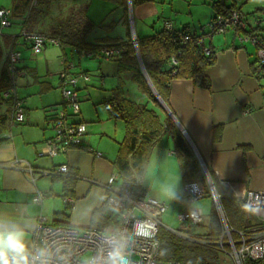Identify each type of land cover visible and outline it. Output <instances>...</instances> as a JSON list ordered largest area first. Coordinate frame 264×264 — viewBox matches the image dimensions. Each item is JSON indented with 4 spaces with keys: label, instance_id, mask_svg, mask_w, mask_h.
Segmentation results:
<instances>
[{
    "label": "crops",
    "instance_id": "crops-1",
    "mask_svg": "<svg viewBox=\"0 0 264 264\" xmlns=\"http://www.w3.org/2000/svg\"><path fill=\"white\" fill-rule=\"evenodd\" d=\"M72 1V4L65 6L66 14L75 11L80 5H86V15L95 24L86 38L89 43L98 44L101 39H105L110 44L143 38L164 29L165 22H170L171 28L175 30L200 35L202 46L212 51L215 57L214 63L204 71L209 86H198L188 78H173L168 86L166 103L163 101L164 107L159 101V105L153 104L132 79L131 73L118 69L115 58L88 57L98 62L97 68L90 74L81 68L69 71L70 74L87 72L89 75L87 82L78 78L76 86L77 94L83 95L79 101L80 113L73 119L88 122V131L82 139L81 147L70 148L52 157L38 156L37 151L43 141L52 135L51 122L57 109L62 106L60 80L58 78L54 82L46 76L47 73L39 76L37 61L26 59L20 51L23 48L29 49L28 44L19 37L27 13L14 15V1L5 0L0 7L11 9L13 22L0 36L2 60L11 49L19 51L20 60L17 65L26 68L29 73L17 79V95L22 100L24 119L11 127V138L0 141V221L23 228L29 249L39 213H43L54 224L64 221L78 227L97 226L105 230L115 228L117 214L109 207L104 209V190L98 183L105 182L112 173H117L114 160L125 133V124L120 119L109 118L105 102L118 87L123 89L125 97L137 103H147L162 120L168 119L175 124L205 172L206 182L210 181L220 196L234 198L232 191L240 190L238 199L242 200L248 191H264V73L254 70L257 47L249 41H243L240 38L242 32L233 27L210 32L208 25L215 16L212 3L216 0H200L198 3L187 0V3H183L187 9L186 14L191 16L197 13L202 17L198 20L192 17L190 21L182 22L174 17L176 12L179 13V4H175V0H158L161 8L157 12L154 9L149 18L147 12L152 9L150 2L154 0H137L135 4L125 0L121 5L114 0ZM95 1L103 5L101 15L104 17L99 22L88 15ZM224 2L228 5L231 0ZM251 3L252 0L242 3L240 12L247 22V28H257L256 33L264 40V11H255L259 7L264 9V6L244 8ZM125 14L128 16L129 28ZM132 14L137 35H134ZM136 16L141 24L139 28L136 26ZM59 18L51 20L39 12L33 31L45 33ZM53 45L61 48L60 57L55 59L59 66L57 70L65 68L66 62L71 63L73 55L81 57L70 45ZM104 45L109 46L99 45L96 50ZM49 61L48 58L44 59V65L47 66ZM77 62V66H81V60ZM74 66L77 67L76 64ZM127 83H131L132 89L127 88ZM164 127L165 132L151 152L141 183V188L149 196L167 205L162 217L171 207L174 214L189 205L199 208L196 205L200 200L191 203L186 201L181 168L177 185L178 198L170 200L161 194L162 185L172 180L173 164L166 159V152L177 156L167 121H164ZM7 133L9 129L2 136H7ZM96 152L100 155L97 156ZM61 164L67 165V174L50 173ZM28 166L32 171L28 170ZM149 171L154 176L153 182L146 181ZM64 179L72 181L69 188H65ZM37 190L46 194L41 205L32 200ZM67 198L71 201L68 202ZM210 199L212 202V197ZM56 213L63 215L57 216ZM257 223L254 214L246 213L244 229L248 233L254 232ZM195 232H202V228L195 227ZM219 264L237 263L228 254L221 252ZM260 264H264V259Z\"/></svg>",
    "mask_w": 264,
    "mask_h": 264
},
{
    "label": "trees",
    "instance_id": "trees-1",
    "mask_svg": "<svg viewBox=\"0 0 264 264\" xmlns=\"http://www.w3.org/2000/svg\"><path fill=\"white\" fill-rule=\"evenodd\" d=\"M13 1V14L20 15L26 12L23 27L28 31H33L37 21L36 16L50 0H37L35 6H30L31 0ZM114 1L121 5L125 0ZM131 1L132 4L137 2V0ZM239 1L231 0L228 5L224 0L214 1L212 5L215 16H228L232 10L237 11L242 16L239 7L246 0ZM86 8V5L78 6L70 15L57 20L43 34L50 38H57L61 46L70 45L79 50H96L103 44L122 46L124 50L115 58L118 69L130 72L132 79L154 102L153 104L159 105L139 66L135 48L130 39L110 44L109 40L105 39H101L102 44L87 42L86 38L95 27V24L87 17ZM255 11H264V9L259 7ZM242 18L245 20L243 16ZM125 22H127L129 28L126 14ZM256 30L257 28L251 27L239 32L249 33L256 32ZM185 33L187 32L165 27L153 35L136 39L138 54L145 72L165 103L168 86L173 78H188L198 86H209V79L204 71L206 67L214 63V54L212 51L209 53L203 51L204 47L198 41L200 35L188 33V38L183 39ZM128 34L130 36V33ZM2 55L0 44V141L9 138L7 136L3 137L2 133L8 129L10 130L11 97L4 96L3 93L14 85V78L8 68V57L2 60ZM172 56L175 57V63L171 62ZM254 70L257 71V64ZM257 72L264 73V71ZM105 103L109 118L120 119L125 124V133L119 142L118 154L114 160L117 174L121 180L128 182L133 188H141L151 152L165 132L164 121H167L175 151L182 161L180 168L183 184L193 181L202 182L205 187L204 196L211 197L204 171L198 159L186 138L173 122L168 121V119L162 120L157 111L148 107L147 103H137L125 97L123 89L120 87L112 91L111 97ZM71 182L70 179H64L65 188H69ZM242 202H244L243 199L239 200L229 196H220L219 199L221 211L229 226L233 229L231 234L233 240L238 239V231L245 230L246 212L242 211L239 206ZM107 207L105 204L104 209ZM56 215L62 216L63 214L56 213ZM60 222L57 221L55 224H61L62 222V224H67L64 221ZM197 226L202 228V232H195ZM91 227L103 229L97 226ZM176 229L181 231L182 234L174 233L164 226H161L158 230L157 239L159 240V259L161 261L177 262L178 264H219V254L222 252V248L225 250L230 248L224 243V238L222 245L219 244L223 228L217 206L213 201L210 210L204 214L203 221L200 224L191 225L187 230H180L177 225ZM183 234L193 237L195 240H189ZM162 251L165 252L164 255H161ZM260 262L261 260L245 259L243 264H260Z\"/></svg>",
    "mask_w": 264,
    "mask_h": 264
},
{
    "label": "built area",
    "instance_id": "built-area-1",
    "mask_svg": "<svg viewBox=\"0 0 264 264\" xmlns=\"http://www.w3.org/2000/svg\"><path fill=\"white\" fill-rule=\"evenodd\" d=\"M30 6H35L37 0H31ZM13 22L11 9L0 7V36L7 27ZM166 28H171L170 22H165ZM210 32H220L228 27L237 30H246L247 22L237 11L232 10L228 16L217 15L209 22ZM188 33H185L183 39H187ZM19 37L28 44L32 55L39 54L46 44H59L57 38H50L39 32L28 31L22 27L19 31ZM243 41H249L256 45V64L257 71H264V40L256 32H243L240 37ZM135 47V40L132 39ZM201 43V40H198ZM73 50L80 56L95 57L100 56L103 59L116 58L124 48L122 46H103L98 50L77 49ZM205 53L210 51L203 48ZM8 68L14 78V85L6 90L3 95L11 97L10 111V130L11 127L24 119V110L22 100L17 95V79L26 76L29 72L26 68H20L17 63L20 60V52L14 49L8 53ZM171 62L175 63V57H171ZM73 64L66 62L65 68L58 72V78L61 85L62 106L57 109L53 121L51 122L52 135L46 138L41 148L37 151L38 156H56L66 152L70 148L81 147L82 139L88 131V122L74 120L73 118L80 113L79 99L76 90L78 78L89 81V75L86 72L79 74H70ZM7 137L11 138V132ZM90 151H92L89 148ZM99 156L100 153L96 152ZM32 171L30 166L27 167ZM50 173L67 174L68 167L61 164ZM205 173V172H204ZM104 190L105 204L113 209L117 214L116 226L112 230L97 229L95 227H78L73 224H54L47 219L43 213H39L36 218L34 230L32 233L30 251L46 247L50 252L49 264H84L86 258L95 257L101 254L107 256L109 247L104 243L105 239L123 238L127 241V252L131 264H178L177 262H166L159 259V240L157 233L161 226L170 231L182 234L176 228L165 226L162 223V215L167 205L149 196L141 188H133L128 182L119 178L117 173H112L105 182L98 183ZM199 184L200 192L192 191V185ZM207 185L217 210L223 228L219 244L226 243L230 248L222 253L228 254L237 264H242L245 259L262 260L264 259V210L254 214L258 223L253 228L254 232L248 233L246 230L238 231V239L233 240L231 234L233 229L229 226L227 219L221 211L219 200L216 199L217 193L212 185L207 181ZM185 199L188 203L203 198L205 187L202 182L193 181L184 184ZM44 192L37 190L32 197L35 204L41 205ZM250 196L259 197L264 200V191H248L243 197V201ZM70 202L71 199L67 198ZM204 214L202 210L195 206H188L180 209L176 213V220L180 230H187L191 225H198L203 221ZM146 223L154 226L151 238L137 235L136 225ZM186 236L185 234H183ZM189 240H195L193 237L186 236Z\"/></svg>",
    "mask_w": 264,
    "mask_h": 264
},
{
    "label": "clouds",
    "instance_id": "clouds-1",
    "mask_svg": "<svg viewBox=\"0 0 264 264\" xmlns=\"http://www.w3.org/2000/svg\"><path fill=\"white\" fill-rule=\"evenodd\" d=\"M166 159L173 164L172 180L170 183L162 185L161 194L170 200H176L178 198L177 185L180 181L179 168L182 161L171 152H166ZM191 187L193 192H200L199 184H193ZM232 195L238 199L240 190H233ZM216 199H220L219 193H217ZM239 206L242 211L248 214H258L264 210V200L250 196ZM153 228L154 226L141 222L136 225L137 235L151 238ZM26 235L24 229L19 225L0 221V264H49V250L42 247L35 252L30 251L25 243ZM104 243L109 247L107 256H103V250H101L100 255L86 258L84 264H131L125 239L110 237L105 239ZM164 254L165 252L162 251L161 255Z\"/></svg>",
    "mask_w": 264,
    "mask_h": 264
},
{
    "label": "rangeland",
    "instance_id": "rangeland-1",
    "mask_svg": "<svg viewBox=\"0 0 264 264\" xmlns=\"http://www.w3.org/2000/svg\"><path fill=\"white\" fill-rule=\"evenodd\" d=\"M5 0H0V4L2 2H4ZM72 0H50L48 2V4H45L42 8H41V12H43V14H46L47 18H50L51 20H54L56 18H59L61 19L62 17H64V15L66 14V10H65V6H68L70 4H72ZM79 2V1H78ZM95 5H92L91 9H90V14L89 17L94 20V21H97L99 22L100 19H102L104 16H102L101 14L103 13V5H100L99 2L100 1H95ZM103 2V1H102ZM187 3V0H175V4H179V13L176 12L174 14V17H178L181 22L183 20H189L194 17L195 20H198V19H201L202 15H197L196 14H193V15H188L186 14L187 12V9L186 7L183 6V3ZM198 2H201L200 0H195L194 3H198ZM78 4V3H77ZM161 5L158 0H154V2H150V6H152V9L150 8L147 12V17H151L153 14H152V11L155 9V11L157 12L158 9H160L161 7L159 6ZM248 4H246L247 6ZM258 6V5H261V6H264V0H252V3L250 5H248L247 7L245 6L244 8L245 9H254L253 7L254 6ZM133 9V8H132ZM134 9L136 10V8L134 7ZM66 15H70L69 14H66ZM132 25L134 26V22H133V14H132ZM161 17V16H159ZM157 18V16H156ZM136 26L137 28H139V26L141 25L140 22L138 21V17L136 16ZM49 20V21H51ZM160 20V18H159ZM161 21V20H160ZM156 22V21H155ZM203 26V24H201ZM181 27V26H180ZM197 29H199V24H197ZM10 27H7L4 32L6 30H8ZM133 30H134V35H137L136 34V31H135V26L133 27ZM96 33L98 31H95ZM23 55L25 56L26 59H30V60H36L37 61V64H38V74L39 76L42 75L44 76L45 73L46 76L48 77H51L52 80L54 82H57L58 80V72H60L62 69H59L57 70L59 67L58 66V61H56L55 59L56 58H59L60 54H61V48L58 47L57 45H53V44H47L46 48H44V50L42 51V53L40 54H37V55H32L30 49L26 50V49H22L20 50ZM59 56V57H58ZM48 58L50 61L49 63H47V66L44 65V59ZM80 58V59H78ZM77 60H81L80 62V65L81 66H77L78 62ZM73 63V65L76 64L77 67H72V72L73 71H77V69H85L89 74L91 73V71H94L96 68H97V64L98 62L95 61L94 59H91V58H88V57H77V55H73L72 57V60H71ZM33 64V63H31ZM79 65V64H78ZM47 69V70H46ZM86 72V73H87ZM129 84V85H128ZM126 85L127 88H131L132 85L131 83H127ZM132 89V88H131ZM23 90V89H22ZM25 94V93H24ZM23 94V95H24ZM130 94V93H129ZM83 94L81 93H78V99L80 101V97H82ZM88 100H86L87 102ZM79 115V114H78ZM77 115V116H78ZM153 175L150 174V171L147 173L146 175V181H152L153 182ZM183 191V190H182ZM194 205V204H193ZM196 206H199V208L202 209V212L203 214H206L209 210H210V207H211V199L208 197V196H204L202 199H200L197 203ZM162 223L165 225V226H169V227H172V228H176L177 225H178V221L176 220V213L174 214V211H173V207L169 208L166 212V214L162 217Z\"/></svg>",
    "mask_w": 264,
    "mask_h": 264
},
{
    "label": "water",
    "instance_id": "water-1",
    "mask_svg": "<svg viewBox=\"0 0 264 264\" xmlns=\"http://www.w3.org/2000/svg\"><path fill=\"white\" fill-rule=\"evenodd\" d=\"M134 40H135V47H134L135 48V52H136V55H137V58H138L139 66H140V68H141V70L143 72V75H144L149 87L151 88L153 94L157 98V100L165 107V104H164L163 100L160 98L159 94L156 92L155 88L153 87L151 81L149 80V78H148V76H147V74L145 72V69L143 67V64H142V62L140 60V57H139V54H138L137 41H136V39H134ZM209 184L212 185L210 181H209Z\"/></svg>",
    "mask_w": 264,
    "mask_h": 264
}]
</instances>
